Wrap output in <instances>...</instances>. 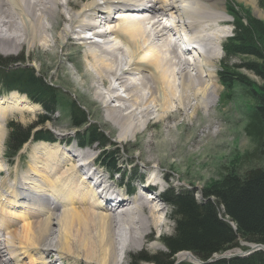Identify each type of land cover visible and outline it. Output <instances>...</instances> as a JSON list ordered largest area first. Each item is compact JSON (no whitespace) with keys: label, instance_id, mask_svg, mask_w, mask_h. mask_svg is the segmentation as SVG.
Wrapping results in <instances>:
<instances>
[{"label":"bare ground","instance_id":"6f19581e","mask_svg":"<svg viewBox=\"0 0 264 264\" xmlns=\"http://www.w3.org/2000/svg\"><path fill=\"white\" fill-rule=\"evenodd\" d=\"M223 1L87 0L76 10L71 0H0V52L8 55L21 46L29 49L36 44L49 49L56 38L64 41L75 35L80 45L88 47L85 58L97 77L92 91L103 101L106 120L133 136L142 125L162 121L173 110L187 109L183 115L196 118L198 110H206L212 102L217 94L212 69L228 34V29L221 27L230 28L220 25L228 18L223 5L221 9L217 6ZM62 8L67 9V27L57 34L54 20L62 17ZM91 30L97 37L83 36ZM181 32L198 44L204 59L191 54L194 51L180 50ZM188 55L193 59H186ZM202 65L211 70L203 72ZM118 88L124 96L115 94ZM113 101L117 104L111 106ZM5 103L6 108L0 106V148L7 113L33 109L15 96L9 102L0 101V105ZM168 142L160 145L165 148ZM151 145L150 141L144 144L147 149ZM36 154L45 157L47 164L41 167L36 162L32 175L18 179L19 183L13 181L6 197L0 192V234L5 235L0 240V264H53L55 260H48L52 251L58 259L71 255L85 264H123L121 254L143 246L146 233L164 224L155 217L163 209L149 206L151 200L144 199L142 193L126 199L102 187V176L87 172L89 163L75 166L77 156L64 152L59 156L51 147ZM67 164L63 176H58ZM3 170L0 162V175ZM4 183L1 180L0 186ZM101 194L104 200L98 197ZM73 205L94 211L80 208L78 214ZM57 209L60 213L56 214ZM145 211L147 214H142ZM20 221L25 224L13 230ZM52 225L56 226L53 233ZM52 236L53 242L47 243ZM183 253H178L176 260H194ZM4 254L9 256L7 263L2 260ZM25 258L27 262H23Z\"/></svg>","mask_w":264,"mask_h":264},{"label":"rangeland","instance_id":"374dc122","mask_svg":"<svg viewBox=\"0 0 264 264\" xmlns=\"http://www.w3.org/2000/svg\"><path fill=\"white\" fill-rule=\"evenodd\" d=\"M96 1L98 3L100 2V0ZM71 2L74 3V9L77 10L80 8L81 4L87 2V0H71ZM227 3H233L248 9L254 18L264 22V8L260 6V3L264 4V0H224L222 4L218 3L217 6L221 9L223 5L225 14V6ZM61 12L62 17L61 15L57 16L54 20V24L57 27V34L67 27L65 24L67 9L62 8ZM226 17H228L226 18V21L227 19L228 21H224L225 23H220V25H229L230 28L227 26L221 27L228 29L229 35H226L221 41V44L232 34L231 19L228 15ZM83 36L90 37V32ZM75 37V35L71 34L64 41H62L60 37L56 38V44L51 45L49 49L42 48V46L36 44L29 49L25 46H21L17 50H12L8 55H3L0 52V57L3 59L22 58L25 66L32 69L36 74L43 76L48 84H52V86L59 89L60 96L59 105L56 109V113L52 117V122L45 124L41 128L43 131H47L52 135L55 143L28 142L19 151L13 162L9 163L5 157V141L8 133L7 124L13 122L20 125L22 128L28 127L36 122L37 117L42 114V110L39 106L32 104L18 93L7 94L0 90V101L9 102L10 97L15 96L16 99H22L33 106L30 112L13 110L7 113L3 122L4 134L3 145L0 148V162L2 170H4L0 175V181L4 179L5 183L0 186V188L2 187L0 192H2L1 195L3 194V196L6 197L5 195L10 193V189H12L15 182L19 183L23 176L32 175L31 170L36 166V162H38V165L41 167H43L45 163L47 164L45 157L40 156L39 158L36 154V152L40 151L43 147H51L55 152H58L59 156L63 152L68 156H77L75 166L80 163H89L87 172H95L97 175H101L103 178L102 187H109L111 192L115 194L119 193L122 197H126V199H132L134 196L142 193L144 199L151 200L149 201V206L158 210L163 209V212L155 214L157 219L164 222L162 227L149 230L146 233L147 236L145 235L143 246L130 249L127 251L126 255H120L122 257L121 260L123 259V264H129V255L144 252L146 256H150L154 253L165 251L159 239L162 236L170 235L173 231V224L168 220L169 208L160 201V194L165 189L168 187L174 189L186 188L200 192L202 188L210 182L217 181L221 175L225 173V167H229L232 163L235 165L238 173H241L249 168L262 167L264 165V160L257 157L244 158L245 155H250L253 151V144L244 133V127L247 121L246 109L244 106L245 100L239 97H236L235 101L225 100L221 96L223 90L217 79V71L223 53H221L219 61L217 63L214 62V67L212 69L214 71H212L214 75L213 84L216 85L217 94L206 110L199 109L196 118L192 119H187L183 115V113L187 112V109H182L178 112L173 110L164 120L155 122L153 120L149 121L145 126H141V130L138 133L129 136L127 132V134H125V130L122 131L106 120L105 109L102 104L103 101L99 100L92 91L93 87H95V85L97 86L94 82L97 77L90 69L87 59L85 58L88 47L87 45H80L79 42L74 39ZM97 41H99V39ZM185 58L192 60V56L190 55L185 56ZM210 70L211 68L207 65H202L203 72ZM248 77L254 79L250 74H248ZM110 79L112 78L110 77ZM103 91L105 90L103 89ZM115 94L124 96L122 90L119 88L116 90ZM71 101L75 102V104L86 113L91 124L97 126L105 134L106 138L111 142L109 147L117 150L118 169L122 172V176L129 172V178L134 177L133 180L130 181V179L126 177L123 179V182H121V180H119L120 176H114L111 179L106 171L95 165L94 159L99 152L96 146L83 149L76 146L73 139L74 129L71 128L69 121L68 103ZM114 104L116 105L117 103L113 101L111 106ZM0 106L3 109L8 105L5 103ZM149 117L153 118L151 114ZM169 135H171V137ZM151 139H153L154 142L156 140V142L154 143ZM148 141L152 142L150 149L144 146ZM162 141H169V145L166 144V147L164 146L165 148H163L160 145ZM87 150L89 152L86 156H80L82 152H87ZM68 167L69 164L63 167L59 171L58 176L64 174ZM152 173L153 175L150 177ZM125 184L126 187L122 188L121 185ZM147 186H150V188L146 189ZM127 187H129V189L133 188L132 194L126 191ZM16 190H20V193L22 191L17 187ZM149 191H153L154 194H150ZM98 197L101 198V200L105 198L104 194ZM46 202L50 203L49 200H46ZM72 208H75L74 210L77 211V213L82 209L90 212L94 211L83 205L81 207H79V205H73ZM55 213H60L59 209H57ZM142 214L146 215L147 213L145 211ZM34 218L36 220L39 219L38 221L43 220L41 216H34ZM23 224H25V222H23ZM22 225L20 221L13 230ZM51 229L52 233L53 230L55 232L56 226L52 225ZM1 235H3V237H5V235L0 234V240H3L4 238H2ZM50 238L47 243H49L50 240L52 241L54 237L52 236ZM230 253L225 256L223 254V256H215L211 261L229 259L231 257H243L241 254H245L244 251L239 249ZM8 257L9 256L4 254L2 260L7 263ZM58 257L59 255L52 251L48 256V260H55L53 264H85L81 260L71 258V255H62L61 259H58ZM21 258H23V256H21ZM26 258L23 262H27L28 259ZM176 258L177 256L175 257L176 264L181 262L197 263V261L188 259L178 261Z\"/></svg>","mask_w":264,"mask_h":264},{"label":"trees","instance_id":"16d2710c","mask_svg":"<svg viewBox=\"0 0 264 264\" xmlns=\"http://www.w3.org/2000/svg\"><path fill=\"white\" fill-rule=\"evenodd\" d=\"M260 6L264 8L263 3ZM225 9L231 18L232 34L221 44L223 57L217 71L221 96L225 100L235 101L236 97L245 100L244 133L253 144V151L244 158L264 160V22L240 5L227 3ZM0 90L7 94L16 92L42 110L36 122L28 127L7 124L5 157L9 163L28 142L55 143L52 135L41 128L52 122L59 105V89L25 66L22 58L0 57ZM68 111L76 146L80 149L96 146L97 166L111 179L120 176L123 182L129 178V172L122 176L118 169L117 150L109 147L111 142L89 122L86 113L72 101L68 103ZM126 191L132 194L133 188L127 187ZM160 201L169 208L168 220L173 224L172 233L159 239L165 251L150 256L144 252L129 255V264H176L175 257L182 252L189 253L197 263L178 264H264L263 250L211 261L236 249L245 252L254 245L264 246V165L238 173L232 163L217 181L200 192L168 187L160 194Z\"/></svg>","mask_w":264,"mask_h":264},{"label":"water","instance_id":"95a60500","mask_svg":"<svg viewBox=\"0 0 264 264\" xmlns=\"http://www.w3.org/2000/svg\"><path fill=\"white\" fill-rule=\"evenodd\" d=\"M256 250H263L264 251V246H261V245H254V246H252L251 248H250V250H248V251H245V254H241V256H245V255H248V254H250L251 252H253V251H256ZM234 251V250H233ZM229 252H232V251H229ZM229 252H226V253H224L223 255L225 256L226 254H228ZM222 255V256H223ZM221 256V257H222ZM192 258H193V256H191ZM194 259V261H197L195 258H193Z\"/></svg>","mask_w":264,"mask_h":264}]
</instances>
